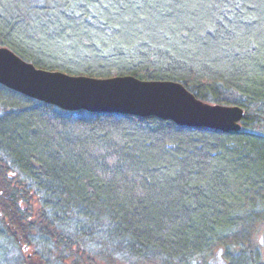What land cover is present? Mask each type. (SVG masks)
<instances>
[{
	"label": "trees",
	"instance_id": "trees-1",
	"mask_svg": "<svg viewBox=\"0 0 264 264\" xmlns=\"http://www.w3.org/2000/svg\"><path fill=\"white\" fill-rule=\"evenodd\" d=\"M253 2L259 0H205L168 37L145 29L134 39L118 38L123 47L98 41L85 50L96 55L60 64L57 53L61 45L72 50L65 42L72 37L32 31L38 10L27 5L35 0H0V46L39 68L178 81L205 102L245 110L240 131L222 132L156 116L64 110L0 84V238L16 250L14 257L0 250V264H68L59 261L70 248L79 249L78 264H205L215 249L219 264H264V14L247 6ZM83 23L99 32V25ZM104 51L107 57L99 54ZM201 144L215 145L226 175L207 181L206 169L193 165L187 183L174 189L176 199H155L159 169L151 166ZM117 153L128 171L137 154L144 160L146 200L120 203L131 186L104 163ZM97 228L105 237L94 244L89 237ZM35 246L40 253L25 257L23 249Z\"/></svg>",
	"mask_w": 264,
	"mask_h": 264
},
{
	"label": "snow or ice",
	"instance_id": "snow-or-ice-1",
	"mask_svg": "<svg viewBox=\"0 0 264 264\" xmlns=\"http://www.w3.org/2000/svg\"><path fill=\"white\" fill-rule=\"evenodd\" d=\"M2 6L8 7L6 3ZM24 6L21 4V7ZM27 6L38 10L32 17L35 25L31 28L32 31L35 32L39 28L53 35L65 32L66 37H72L65 41L67 45L73 46L72 50L68 51L61 45L63 50L57 53L58 57H62L57 62L64 64L65 60H76L80 58V55H96V52H86L85 50L90 46L98 45V41L106 43L107 40H112V47H123L118 43V38L134 39L137 33H143L145 29L152 31L155 35H160L161 38L168 37L169 31H175L182 26L181 22H187L190 17H195L198 10L205 7V0H35L34 4L30 3ZM211 6L218 7L219 5L212 3ZM234 6L241 12L243 11V5L235 4ZM247 6L253 10L259 8L264 14V0H259L258 3L253 2ZM77 8L80 11H76ZM241 19L256 20L259 17L242 15ZM84 21L91 22L93 26L99 25V32L85 27ZM97 51H99L98 48ZM99 54L104 57L109 55L107 51ZM171 142L170 139V144ZM176 143L179 144L178 141ZM213 147L215 145L205 147L201 144L192 148L185 145L169 155L162 165H152L151 167L159 169V185L157 187L156 183H153L152 196L155 199L169 197L176 199L174 189L178 191L182 184L187 183L185 177L193 171V165L198 166L201 170L206 169L207 181H210L213 176H225L228 165L215 158L212 153ZM221 152L222 149L216 148V154ZM104 163L113 174L119 172L125 187L131 186L126 196L121 195V204L131 203V197H135L136 202L148 198L144 185L145 162L139 154L134 162V171L123 169L125 161L120 158L118 153L113 156V159ZM209 165L210 167H208ZM231 167L235 169L236 165L232 164ZM238 176L237 173L233 180H237ZM207 181H201V183L204 184ZM238 182L243 184V178L240 177ZM0 197H3V192H0ZM188 203L190 205L188 211L195 212V205H192L191 201ZM132 206L135 207V204ZM0 207H3L2 201H0ZM84 223L88 222L84 221ZM52 227L54 231L58 230L55 223ZM260 243L264 244V239H261ZM23 251L29 255L32 252L40 253L38 248H33L29 252V249L25 247ZM78 253L79 249L70 248L68 252L62 253V256L63 259L71 257L69 264H78Z\"/></svg>",
	"mask_w": 264,
	"mask_h": 264
},
{
	"label": "water",
	"instance_id": "water-1",
	"mask_svg": "<svg viewBox=\"0 0 264 264\" xmlns=\"http://www.w3.org/2000/svg\"><path fill=\"white\" fill-rule=\"evenodd\" d=\"M0 84L64 110L156 116L180 126L222 132L240 131L245 116L243 107L205 102L178 81L71 75L39 68L3 45Z\"/></svg>",
	"mask_w": 264,
	"mask_h": 264
},
{
	"label": "rangeland",
	"instance_id": "rangeland-1",
	"mask_svg": "<svg viewBox=\"0 0 264 264\" xmlns=\"http://www.w3.org/2000/svg\"><path fill=\"white\" fill-rule=\"evenodd\" d=\"M69 221H73V220H71V219H69ZM72 224V223H71ZM95 232H91L92 234L90 235L91 237H89V240H90V242H92V243H94V244H96L97 243V241H99V239H101L102 240V238L103 237H105V234H104V232H103V230H101V229H98L97 228V230H94ZM100 233H101V235H100ZM261 234H260V232H256L255 233V238H256V240H260L261 238ZM48 244H49V246L51 245V243L50 242H48ZM94 244H92V245H94ZM6 248L7 249H9L8 251L6 250ZM26 248H28L29 249V252H31L32 250H31V248H37L36 246L35 247H31V248H29V247H26ZM40 248H41V246H40ZM0 250L2 251V253L4 254L5 252L6 253H8V254H10L9 256L11 257H14V254H12V253H14L15 252V254H16V250L13 248V247H10V246H8V244H7V241L6 240H4V239H2V238H0ZM10 252V253H9ZM214 255L213 256H210V257H208V258H206V263L205 264H219V263H221L222 262V257H221V253H218L217 254V252H218V249L216 250H214ZM18 253V252H17ZM23 254H25V257H28V256H31V255H29L28 253H25L24 251H23ZM217 254V255H216ZM5 255V254H4ZM4 255H2L3 257H4ZM53 260H55V258H52ZM69 260H70V258H68V259H63L62 261H59V262H68V264H69ZM58 262V261H57Z\"/></svg>",
	"mask_w": 264,
	"mask_h": 264
}]
</instances>
